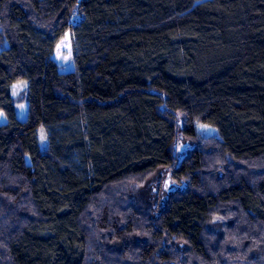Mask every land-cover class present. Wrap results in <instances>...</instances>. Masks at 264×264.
Returning a JSON list of instances; mask_svg holds the SVG:
<instances>
[{
    "label": "trees",
    "instance_id": "obj_1",
    "mask_svg": "<svg viewBox=\"0 0 264 264\" xmlns=\"http://www.w3.org/2000/svg\"><path fill=\"white\" fill-rule=\"evenodd\" d=\"M0 111V264H264V0H0Z\"/></svg>",
    "mask_w": 264,
    "mask_h": 264
},
{
    "label": "rangeland",
    "instance_id": "obj_2",
    "mask_svg": "<svg viewBox=\"0 0 264 264\" xmlns=\"http://www.w3.org/2000/svg\"><path fill=\"white\" fill-rule=\"evenodd\" d=\"M79 19V16H75V20L77 21ZM53 57L59 62L61 69L63 71H69L74 69L75 63L72 58V46H71V31L68 29L65 31V33L62 35V37L59 39V42L56 46V49L54 51ZM27 85V81H21L17 82L13 86L14 92L17 94L23 87ZM28 116V103L22 102L17 106V117L21 120L26 119ZM7 120L6 115L3 111H0V121ZM199 130L201 133L206 135H217L218 130L211 125L208 124H200ZM38 137L40 139V143L43 147L46 145V130L45 128H40L38 131ZM164 182H165V189L169 190L174 187V184L171 183L169 178L167 176H164Z\"/></svg>",
    "mask_w": 264,
    "mask_h": 264
},
{
    "label": "crops",
    "instance_id": "obj_3",
    "mask_svg": "<svg viewBox=\"0 0 264 264\" xmlns=\"http://www.w3.org/2000/svg\"><path fill=\"white\" fill-rule=\"evenodd\" d=\"M1 122H5V120H2Z\"/></svg>",
    "mask_w": 264,
    "mask_h": 264
}]
</instances>
